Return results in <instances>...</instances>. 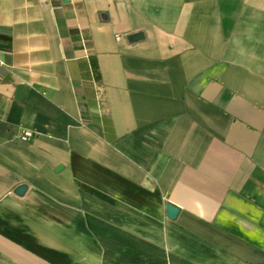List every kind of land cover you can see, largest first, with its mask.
<instances>
[{"label": "crops", "instance_id": "0c3cea01", "mask_svg": "<svg viewBox=\"0 0 264 264\" xmlns=\"http://www.w3.org/2000/svg\"><path fill=\"white\" fill-rule=\"evenodd\" d=\"M0 264H264V0H0Z\"/></svg>", "mask_w": 264, "mask_h": 264}, {"label": "water", "instance_id": "95a60500", "mask_svg": "<svg viewBox=\"0 0 264 264\" xmlns=\"http://www.w3.org/2000/svg\"><path fill=\"white\" fill-rule=\"evenodd\" d=\"M66 2H68L69 0H64ZM144 38V33L142 31H139V32H136V33H133V34H130L128 36V39L131 41V42H134V41H138V40H141ZM26 189V185L22 184L18 187L17 189V192L18 193H22L24 192V190ZM167 210H168V215L171 217V218H175L179 212V208L176 207L175 205L173 204H168L167 205Z\"/></svg>", "mask_w": 264, "mask_h": 264}, {"label": "built area", "instance_id": "2783aa9c", "mask_svg": "<svg viewBox=\"0 0 264 264\" xmlns=\"http://www.w3.org/2000/svg\"><path fill=\"white\" fill-rule=\"evenodd\" d=\"M34 135H35L34 131L29 130V129H22L18 136L22 140H30L34 137Z\"/></svg>", "mask_w": 264, "mask_h": 264}]
</instances>
